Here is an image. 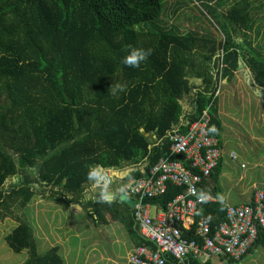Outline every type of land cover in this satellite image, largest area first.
Masks as SVG:
<instances>
[{
  "label": "trees",
  "instance_id": "16d2710c",
  "mask_svg": "<svg viewBox=\"0 0 264 264\" xmlns=\"http://www.w3.org/2000/svg\"><path fill=\"white\" fill-rule=\"evenodd\" d=\"M164 1L0 0V221L17 224L5 241L15 253L28 252L22 264H64L59 247L39 251L28 213L34 198L93 206L102 219L113 203L87 180L91 166L117 177L125 172V180L144 178L170 155V137L187 133L205 112L219 137L222 79L249 68L264 89V36L256 45L247 33L255 20L242 13L251 0L230 7L232 19L210 42L175 24L166 28ZM131 48L152 54L140 67H128L122 61ZM115 83L126 91L113 95ZM222 170L223 160L211 178L218 180ZM208 188L205 180L199 193L217 201L200 204L195 221L204 218L215 230L227 207ZM183 192L169 184L147 203L166 210ZM196 227L184 237L200 240ZM139 245L156 249L142 237ZM191 264L201 263L191 258Z\"/></svg>",
  "mask_w": 264,
  "mask_h": 264
},
{
  "label": "built area",
  "instance_id": "2783aa9c",
  "mask_svg": "<svg viewBox=\"0 0 264 264\" xmlns=\"http://www.w3.org/2000/svg\"><path fill=\"white\" fill-rule=\"evenodd\" d=\"M210 123L211 117L205 112L187 133L173 134L170 155L162 158L144 178L125 180L106 171L109 188L120 185L135 201L133 216L142 238L156 247H135L129 264H191V258L202 264L214 257L239 262L259 237H264V189L260 186L253 187L250 204L226 205V220L215 230L204 218L195 221L197 209L204 203L198 199L199 186L211 178L223 158L219 138L208 132ZM231 159L236 161L237 156L233 154ZM169 184L184 192L166 210H154L147 201L164 195ZM194 225L200 240L184 237V231Z\"/></svg>",
  "mask_w": 264,
  "mask_h": 264
},
{
  "label": "crops",
  "instance_id": "0c3cea01",
  "mask_svg": "<svg viewBox=\"0 0 264 264\" xmlns=\"http://www.w3.org/2000/svg\"><path fill=\"white\" fill-rule=\"evenodd\" d=\"M211 1L213 2V0ZM231 1L229 0L227 3L229 5L227 6L226 14H224L225 18L223 17L225 22L228 19H232L229 12L230 7L235 2L231 3ZM198 2L202 3V0H198ZM176 5L179 6L180 3L178 2ZM249 5V9H243L242 13L248 15L246 13L251 12L249 18L255 20L253 29L251 32L247 31V33L254 37L257 45V37L264 36V0H251ZM179 8L181 12L184 11V5L179 6ZM219 8L223 10L224 7ZM209 9V11H216V9ZM175 18L181 19L180 16L174 15L172 19ZM187 22H190V20L187 19ZM192 32L201 37H206L209 42L212 40L210 35L203 32V30ZM200 63V57L196 55V67H199ZM192 81L198 83L200 79L195 77ZM218 99V117L222 124L218 138L220 143H222L221 149L223 155L226 150L224 147L226 143H252L253 141H257L259 155L255 162L256 173L250 177H254L257 181H264V171L259 167L264 162V147L260 145V143L263 144L264 142V89L256 85L253 73L249 68H242L240 71L235 72L234 76L228 75L227 78L222 79ZM229 104L232 107L228 108ZM254 105L256 108H254ZM239 106L240 108H238ZM234 125L238 126L239 132L233 130L232 127ZM256 126H259L260 130L256 131ZM233 154L236 155L231 152L229 155L230 159ZM236 156V161H238L239 157L238 155ZM222 160L224 164V156ZM243 165H245V168L242 169H247L245 161H242L241 167ZM113 175L116 178L121 177L124 179L126 173L124 172L118 177L115 174ZM220 179L226 184L230 180V175H225L222 170L218 180L213 178L207 180L210 187L208 189L217 191L216 194L219 197H223L222 202L225 205H239L251 201L252 196H243L244 187L240 186L241 183L234 186L235 192L231 193L229 191L226 194L223 186L226 187L227 184L222 185L221 191L218 188ZM231 180L233 182V178ZM258 184L264 186V183ZM108 191L111 195L109 203H113V207L110 210L103 211L104 218L102 219H99L93 206H68L59 201H49L41 197L34 198L31 205L33 211L32 223L39 251L40 248H43V251L40 252L45 253L53 247H59L64 264H118L116 261L121 257L120 254L123 252L126 253L125 258L127 259L134 248L138 246V241L142 237L140 227L134 220V206L132 203L121 199L122 195H126L123 187L115 185L108 188ZM209 196L212 197L211 195ZM129 199L134 201L130 197ZM212 199L213 202L217 201L216 198ZM156 209L158 208L155 207L154 210ZM113 214L116 215L115 220L112 218ZM190 223V221L187 222V227H189ZM106 244H108V248H104ZM44 246L48 248L45 249ZM260 246L264 247V245L255 246L239 262L252 256L253 252ZM109 249H112L114 252L112 256L108 255ZM217 258L222 259L225 257ZM228 260L236 262L232 261V259ZM206 263L212 264V259Z\"/></svg>",
  "mask_w": 264,
  "mask_h": 264
},
{
  "label": "rangeland",
  "instance_id": "374dc122",
  "mask_svg": "<svg viewBox=\"0 0 264 264\" xmlns=\"http://www.w3.org/2000/svg\"><path fill=\"white\" fill-rule=\"evenodd\" d=\"M219 1V3H218ZM229 0H213V6H215L216 11H209L208 2L209 0H203L202 3L198 2V0H165L164 1V7L168 10L165 11L162 15L163 19H166L165 22L167 23L163 24L166 28H172L175 24V27L179 29L183 34H187L189 31H195L198 32L199 30H203V32H206L210 35V37L215 40H219L220 36L223 34V22L224 14H226L227 6ZM240 0H232L231 3H236ZM180 2V5H184V11L181 12V9L178 10L175 16H180L181 19L175 18L172 19L175 14V8H179L176 4ZM193 3V4H192ZM230 3V4H231ZM219 4V6H218ZM172 7V8H169ZM219 7H224L223 10ZM165 14V16H164ZM225 18V17H224ZM170 19V20H169ZM187 19L190 20V22H187ZM226 20V19H225ZM159 21H162L161 19ZM175 21H179L176 22ZM139 28V27H138ZM232 107V105L229 104L228 108ZM240 108V106L238 107ZM254 108L256 106L254 105ZM235 132H239L240 129L238 126L232 127ZM256 131L260 130L259 126H256ZM258 142L253 141L252 143H226L224 147L226 148L224 153V167L223 172L225 175H230L229 182L227 181L226 184L222 182V179L219 180V189L222 191V185L225 188V193L227 194L229 191L235 192L236 189L234 186L238 185L243 186V196L250 197L253 195V187L260 186L261 188L264 187L263 185H259L258 183H264V181L256 180L254 176L256 173V159L259 155V149L257 147ZM244 145V146H243ZM260 145L263 144L260 143ZM233 152L236 155H238L239 160L238 161H232L229 157L230 153ZM242 161H245V164L247 166V169L242 166ZM264 171V162H262V165L259 166ZM233 178V182L231 180ZM231 200V198H230ZM243 204V203H242ZM29 217L30 221L33 222V211L32 208L29 207ZM16 223L12 220H6L4 222L0 221V264H22L24 263L29 254L27 251H23L21 253H15L6 243L5 237L13 230V228L16 227ZM106 241V240H105ZM104 244V243H103ZM108 244L104 246V248L107 247ZM47 249L48 247H45ZM40 251H43V248H40ZM95 254V253H94ZM114 252L112 249H109L108 255L112 256ZM120 258L117 259L116 262L118 264H129L128 258L126 259V253L123 252L120 254ZM252 258V260H251ZM115 259V258H114ZM254 259V260H253ZM212 264H264V247L260 246L255 250L252 254V256H249L242 262H231L230 260L226 258L219 259L217 257L212 258Z\"/></svg>",
  "mask_w": 264,
  "mask_h": 264
},
{
  "label": "clouds",
  "instance_id": "9594fccd",
  "mask_svg": "<svg viewBox=\"0 0 264 264\" xmlns=\"http://www.w3.org/2000/svg\"><path fill=\"white\" fill-rule=\"evenodd\" d=\"M152 54L151 49H138L131 48L128 55L123 58V64L132 67L138 68L141 66V63L146 61L148 57ZM112 94L116 95L118 92H124L127 89L126 84L115 83L112 87ZM209 133H216V127L210 126L208 128ZM87 180L90 182L91 186L94 188H99L100 198L106 202L111 201V195L109 194L108 188L110 183V177L108 176L105 169L101 166H91L87 173ZM84 198L87 199V190L84 193ZM211 197L206 192L201 191L198 195V199L201 202H207ZM221 201H223V197H218ZM208 220H211V216L207 217Z\"/></svg>",
  "mask_w": 264,
  "mask_h": 264
},
{
  "label": "water",
  "instance_id": "95a60500",
  "mask_svg": "<svg viewBox=\"0 0 264 264\" xmlns=\"http://www.w3.org/2000/svg\"><path fill=\"white\" fill-rule=\"evenodd\" d=\"M121 199L127 201L128 203L129 202L132 203L133 206H135L136 204L135 201H132L131 199H129V197L125 194L121 196Z\"/></svg>",
  "mask_w": 264,
  "mask_h": 264
}]
</instances>
